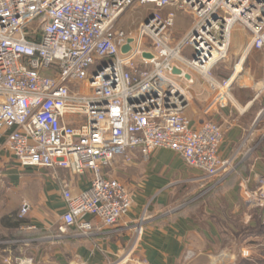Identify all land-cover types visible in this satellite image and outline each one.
Instances as JSON below:
<instances>
[{"label":"built area","instance_id":"2783aa9c","mask_svg":"<svg viewBox=\"0 0 264 264\" xmlns=\"http://www.w3.org/2000/svg\"><path fill=\"white\" fill-rule=\"evenodd\" d=\"M145 6L148 16L135 30L117 27ZM179 11L192 27L177 40ZM254 51L264 57V0H0V139L20 167L86 177L84 191L63 187L67 210L59 230L94 235L132 207L131 190L109 169L120 157L131 162L133 150L144 158L157 148L173 150L215 184L237 172L242 161L220 155L223 126L213 119L191 125L190 89L194 73L208 84L205 115L232 103ZM223 70L231 74H215ZM245 194L246 203L263 206L264 176ZM30 210L24 200L19 218ZM145 221L135 223L137 237Z\"/></svg>","mask_w":264,"mask_h":264},{"label":"crops","instance_id":"0c3cea01","mask_svg":"<svg viewBox=\"0 0 264 264\" xmlns=\"http://www.w3.org/2000/svg\"><path fill=\"white\" fill-rule=\"evenodd\" d=\"M191 27L189 15L177 14L176 33H181L182 37ZM258 53L262 52L254 51L249 56L232 103L225 101L222 106L216 105L209 116L202 108L212 92L200 75L194 73L195 100L187 111L194 128H199L209 118L220 123L225 131L220 155L242 161L238 175L224 183L220 190L227 198L230 211L235 213L242 208L237 197L242 181L264 175V61L263 55L260 57ZM254 55L261 58L260 73L248 71ZM5 140V137L0 139V191L3 198L10 200L7 204L3 201L0 207V264H18L23 259H32V264H121L128 258H132V264L137 260L143 264H187L185 258L189 251L197 253V258H208V264H241L247 259L241 257L246 246L232 249L225 245L224 219L219 211L199 202L171 211L179 199L204 179L201 170L188 166L173 150L157 148L148 158L142 157L139 150H133L131 162L117 158L112 166L118 164V179L132 192V207L114 227L80 237L73 234L74 229L60 233L61 218L67 210L62 189L68 183L74 193L84 191L89 185L86 177L62 168L20 167L5 148ZM15 163L18 166L12 180L7 170H12L10 165ZM24 200L30 202L31 210L20 219ZM141 217H146V221L143 234L137 237L134 225ZM87 218L100 225L98 218ZM24 223H31L36 229L25 230ZM243 242L247 245V238ZM218 254L220 260L216 258L212 262Z\"/></svg>","mask_w":264,"mask_h":264},{"label":"rangeland","instance_id":"374dc122","mask_svg":"<svg viewBox=\"0 0 264 264\" xmlns=\"http://www.w3.org/2000/svg\"><path fill=\"white\" fill-rule=\"evenodd\" d=\"M134 10L135 11H133V10L129 11V13L124 16V20L120 23L121 26H125L126 28H130L132 30H135L138 27L139 22L144 18L145 14L143 13V11L138 12L137 9H134ZM180 34L181 33H176L174 31V38L177 40L180 39L181 38ZM261 54L262 53H258V55H260V57H262V55H263V54L262 55ZM258 55H256V56L254 55L251 58V60L248 64L249 73H260L261 72V69H260L261 58L257 59V57L259 58ZM215 74L219 77L226 78L231 73H228V70H225V71L223 70L222 73H215ZM200 81H201V83H204L202 80H200ZM192 86L190 89L191 96H192L191 101H193V99L195 100V93L192 90ZM210 97H212V95ZM209 99H208V101H209ZM206 116H209V115H206ZM253 131H255V129H253ZM261 146H262L261 143L259 145H257V147H259V148ZM224 159H228V158H224ZM0 165L2 166V164H0ZM17 166L18 165L15 163L13 166L10 165V168L12 170H7L9 172L8 175L12 180H15L14 177H12V176H14V174H16ZM117 166H118V164L111 166L109 169V174H110V176L118 179L120 177V175H119V170H118ZM258 176H259V174L255 177V179L253 177L252 178L247 177L245 180L242 181L241 185L239 186V188L237 190V197L239 199L240 206H242L241 212H239V213H235V212L230 211L228 202H226L227 198L226 197L224 198L223 194L220 191L221 187H219V186L223 185L225 183V181L227 179H229L231 176H229L222 183H219V184H215L214 180H212V179H208V178L202 179L200 181L201 183L199 185H197L195 188L188 191V195H186L181 200L179 199L175 203L176 205L171 209V211L172 210L174 211L175 209L178 210L179 208L185 209V208H188L189 205H191L193 203H198V202L200 203V205H208L212 208V210L214 209L216 212L219 211L220 217H222L224 219V221H222V225H223V229H222L223 233L222 234H223V238L225 239V245L227 247L232 248V249H236L240 246H246L245 247L246 249L244 251H242V254H241L242 258H247V259L253 260L259 256L264 257V239L261 237H256L254 235V233H251L253 235L249 234L252 230H249L250 232L247 231L248 229H250V228H247L248 227L247 225L251 226L252 227L251 229H256L259 227V224L257 222L258 216L256 217V215H259L260 218L262 219L263 223H264V205L263 206H260V205L252 206V205H249L248 203H246L247 202L246 201L247 198H246V194H245L246 188L255 189V180L257 179ZM262 176H264V175H262ZM230 180H232V179H230ZM246 183L248 185H246ZM181 187L185 188L187 186H181ZM2 192L0 191V207L3 204V201H5L4 204H7V201L10 200L9 198H8V200L3 198ZM15 193H18V192H15ZM10 197H13V196L11 195ZM13 198L16 199L15 196ZM261 202L264 204V201L261 200ZM247 232H249V233H247ZM245 238H247V241H248L247 245L243 242V239H245ZM187 256L188 255H186V258H185L187 264H190L191 262H198V264H208V261H209L208 258H205V257L204 258H202V257L197 258L198 254L195 252L191 256H189V257H187ZM219 256H221V255L218 254L216 257L212 258L211 259L212 262H214V260L216 258H217V261H219L220 260V259H218ZM131 259L132 258H128V261L124 260L125 262L122 261L121 264H132ZM134 264H143V263L137 260V261H135ZM257 264H263V263L259 262Z\"/></svg>","mask_w":264,"mask_h":264},{"label":"trees","instance_id":"16d2710c","mask_svg":"<svg viewBox=\"0 0 264 264\" xmlns=\"http://www.w3.org/2000/svg\"><path fill=\"white\" fill-rule=\"evenodd\" d=\"M149 6H145V7H141V8H139V9H137L138 10V12L139 11H143V13L145 14V16H144V18L141 20V21H143L147 16H148V11H149ZM173 8V7H172ZM180 13V11L179 12H177V14H179ZM124 20V19H123ZM122 20V21H123ZM122 21H120L119 23H118V25H117V27L118 28H120V29H124V30H126L127 32H130V31H133L132 29H130V28H126L125 26H121V22ZM140 21V22H141ZM139 22V23H140ZM139 25V24H138ZM241 166V165H240ZM240 166H239V168H238V170H237V172H235L234 174H232L231 175V177L229 178V179H227L226 181H225V183L227 182V181H229L232 177H236L237 175H238V172H239V169H240ZM219 187H222V185L221 186H219ZM258 216V220H257V222H258V224H259V227L258 228H256V229H251L252 227L251 226H249V225H247L248 227L247 228H250V229H248L247 231H249V230H252L250 233L249 232H247V233H249V234H251V233H254V235L255 236H259V237H261V238H263L264 239V223H263V221H262V219L260 218V216L259 215H256V217ZM251 235H253V234H251ZM259 262H261V263H263L264 264V257H257L256 259H244V260H242V263L241 264H257V263H259Z\"/></svg>","mask_w":264,"mask_h":264},{"label":"water","instance_id":"95a60500","mask_svg":"<svg viewBox=\"0 0 264 264\" xmlns=\"http://www.w3.org/2000/svg\"><path fill=\"white\" fill-rule=\"evenodd\" d=\"M129 41H131V39H130ZM129 49H130V45H125L124 47H122V51H123V52H127ZM144 56H145V57H150L151 54L145 53ZM173 73L181 74L182 71H181L180 69H178L177 67H174V68H173ZM185 76H186L187 78H190V77H191V75H190L189 73L185 74Z\"/></svg>","mask_w":264,"mask_h":264}]
</instances>
